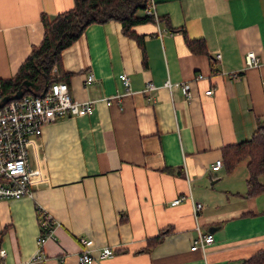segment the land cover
<instances>
[{
    "label": "crops",
    "instance_id": "crops-1",
    "mask_svg": "<svg viewBox=\"0 0 264 264\" xmlns=\"http://www.w3.org/2000/svg\"><path fill=\"white\" fill-rule=\"evenodd\" d=\"M153 2L157 20L134 27L140 44L111 20L90 24L61 52L53 76L93 108L45 125L32 139V195L0 199L3 264H76L81 238L92 240L94 255L114 250L91 264H242L264 248V191L247 196L248 160L226 171L222 154L264 123V0ZM72 6L0 0V80L13 77L41 42V15L52 20ZM185 37L202 40L206 54L192 52ZM247 51L258 67L245 66ZM87 73L95 78L89 85ZM197 74L204 78L193 82ZM166 80L191 82V98L161 87ZM148 81L158 89L144 94ZM217 159L223 166L213 172ZM258 181L264 185V171ZM38 209L57 225L33 259ZM196 224L213 236L203 251L190 250Z\"/></svg>",
    "mask_w": 264,
    "mask_h": 264
},
{
    "label": "built area",
    "instance_id": "built-area-1",
    "mask_svg": "<svg viewBox=\"0 0 264 264\" xmlns=\"http://www.w3.org/2000/svg\"><path fill=\"white\" fill-rule=\"evenodd\" d=\"M153 0H148L144 14L157 17L154 12ZM220 55L216 54L215 59ZM244 64L247 67H258L259 57L253 51H247L244 56ZM231 76H237L231 73ZM202 74H197L193 82L203 79ZM91 73H87L84 84L89 85L94 81ZM119 81L126 92L130 88L129 76L125 73L119 76ZM191 82L172 83L166 80L161 87L168 90H180L185 98H191ZM153 82L145 83L142 92L149 94L157 90ZM213 89L210 87L204 94L210 96ZM3 98L0 97V101ZM93 101H78L73 98L69 86L65 81H57L39 95H22L19 99L10 100L0 107V199L16 200L32 195L31 169L29 164V145L33 138L42 134L45 125L64 117L82 116L89 114L93 108ZM223 166L222 159H217L211 164V171L215 172ZM180 198L172 201V204L180 202ZM200 203H194L193 215L195 221L198 218ZM39 214V235L37 238L38 251L33 259L40 258L44 243L53 237L54 227L57 222L53 217L38 209ZM196 236L191 240L190 250H205L213 242L210 233H201L198 224L195 226ZM81 248L76 256V264H91L114 255V250L109 247L98 250L96 255L91 248V239L81 238ZM5 257V250L0 247V259Z\"/></svg>",
    "mask_w": 264,
    "mask_h": 264
},
{
    "label": "trees",
    "instance_id": "trees-1",
    "mask_svg": "<svg viewBox=\"0 0 264 264\" xmlns=\"http://www.w3.org/2000/svg\"><path fill=\"white\" fill-rule=\"evenodd\" d=\"M147 3L148 0H73L70 9L57 14L52 20L42 14L44 32L41 42L32 47L13 77L0 80V97L13 96L24 82L39 86L35 93L22 86L24 95H39L43 88L48 89L52 83L63 81L62 77L53 76L52 70L60 68L61 52L77 40L90 24L118 21L123 34L135 38L140 44L134 27L155 21L152 16L143 13ZM185 42L192 52L206 54L202 40L190 41L185 37ZM222 154L226 171L232 170L240 161L248 160L247 196L264 191V185L258 181L264 171V123L248 140L224 148ZM162 235L160 233L147 240L144 250L152 249L162 240ZM0 264H3L1 259ZM242 264H264V248L243 260Z\"/></svg>",
    "mask_w": 264,
    "mask_h": 264
},
{
    "label": "water",
    "instance_id": "water-1",
    "mask_svg": "<svg viewBox=\"0 0 264 264\" xmlns=\"http://www.w3.org/2000/svg\"><path fill=\"white\" fill-rule=\"evenodd\" d=\"M22 86L26 87L28 89V91L31 92V93H35L36 91L39 90V86L33 85V84H28L27 82H24ZM22 86L16 91V93L13 96L4 97L0 101V107L3 106L6 102H8L10 100L19 99L24 94L23 91H22ZM44 91H45V88H43V90L41 91L40 94H42Z\"/></svg>",
    "mask_w": 264,
    "mask_h": 264
}]
</instances>
